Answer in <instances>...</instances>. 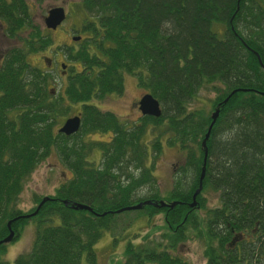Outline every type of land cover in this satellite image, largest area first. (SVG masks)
Returning <instances> with one entry per match:
<instances>
[{
    "label": "trees",
    "instance_id": "trees-1",
    "mask_svg": "<svg viewBox=\"0 0 264 264\" xmlns=\"http://www.w3.org/2000/svg\"><path fill=\"white\" fill-rule=\"evenodd\" d=\"M78 3L87 14L80 28L87 36L76 46H63L67 81L53 96L47 88L52 75L27 60L28 53L52 45L50 30L34 23L28 0H0L3 34L14 39L27 33L23 44L5 49L0 59V240L9 233L8 222L12 239L29 219L36 223L31 248L13 263L99 264L94 245L103 230L121 226L124 231L131 223L124 217L135 212L164 213L167 245L128 238L121 264H191L173 253L190 229L205 239L203 264H264V0ZM124 73L159 101V117L142 115L139 124L127 127L113 112L89 103L122 93ZM205 86L218 93L210 111L189 110L188 103ZM74 104L81 105L80 128L65 135L58 129L72 117L65 118ZM218 104L206 141L202 190L218 192L219 202L200 223L189 204L203 165L201 141ZM150 126H165L166 144L185 153L165 196L156 188L142 140ZM97 131L111 132V139L93 144L84 139ZM160 137L149 143L153 159L159 156ZM94 146L102 153L97 165L88 159ZM52 151L72 176L35 215L25 217L17 207L24 183ZM145 200L176 204L126 209ZM78 204L91 210L74 208ZM5 250L0 244V254ZM0 264L9 262L0 258Z\"/></svg>",
    "mask_w": 264,
    "mask_h": 264
},
{
    "label": "rangeland",
    "instance_id": "rangeland-1",
    "mask_svg": "<svg viewBox=\"0 0 264 264\" xmlns=\"http://www.w3.org/2000/svg\"><path fill=\"white\" fill-rule=\"evenodd\" d=\"M28 3L33 14L34 23L38 25L42 31L50 30L47 29L44 24V16L47 15L50 8L62 6L66 13L64 21L56 29L49 31L50 37L53 40L52 45L37 52H30L27 54L29 63L52 75V77L48 79L47 88H50L52 92L51 95L57 96L62 92L63 86L67 81V68L65 69V75H62L60 71V63L67 64L65 63L66 59L65 54H63V46H76V42L87 36L86 33L80 30L84 19L87 18V14L78 5V0H44L41 3L35 0H28ZM26 36L27 33L25 32L14 39H10L3 34L0 24V54L7 48L23 44V40ZM76 36H79L80 39L74 40L73 37ZM44 58H49L51 60L50 67L46 65ZM72 63L77 69L81 68L79 62ZM51 68L53 70H51ZM123 76L124 88L122 93L107 94L100 99L92 98L89 103L94 104L101 110L113 112L125 126L131 127L140 123L142 113L138 108V103L141 97L148 92L138 85L134 75L124 73ZM217 94L218 93L214 88H211V86L202 87L197 92L196 96L188 103L187 108L189 110L204 109L209 112L212 100L217 97ZM80 111L81 105L74 104L65 118L71 115H78ZM60 124H58L57 127H59ZM157 134L161 135L160 140L162 144L158 154L159 156L153 159L152 157L154 155L150 150V144L153 141V137ZM168 134L165 126H150L142 139L148 147V160L153 162V174L157 181L156 188L160 195L163 196L167 195L169 191L172 190L175 171L185 162V153L180 150L176 144H166L165 139ZM111 136V132L100 131L83 135L84 139L90 142V144L109 141ZM94 147L95 148L89 153L88 159L97 165L101 160L102 153L98 146ZM71 176L72 172L63 166L56 152L52 151L46 160L37 165L25 181L17 202V207L23 211V214L33 213L37 210L39 204L36 202L37 199H43L45 197L50 198L51 195L55 194L57 187ZM199 193V198L202 199V205L197 201L198 205L195 206L193 213L201 223L202 218L205 217L206 210L218 205L219 196L218 192L211 188L205 190L201 189ZM30 217L31 215L28 218ZM130 219L131 223L124 231L121 230V226L114 227L112 229L113 231L103 230L102 237L94 245L99 264H121L124 260V244L128 238H135V243L140 242L146 237L154 238L158 242H163L165 246L167 245V236H165L164 232L167 234L168 224L164 220V213H157L153 216H138L135 212H128V215L124 217V221H129ZM187 233L188 235L185 240L177 243L173 249V253L191 264L205 263V239L195 230H187ZM35 235L36 223L33 219H29L21 228L19 236L6 243V250L0 254V258L8 261L9 264H14L13 261L18 254L26 252L31 248ZM114 237L117 238V240H115L116 242H113ZM163 237L166 239H163Z\"/></svg>",
    "mask_w": 264,
    "mask_h": 264
},
{
    "label": "water",
    "instance_id": "water-1",
    "mask_svg": "<svg viewBox=\"0 0 264 264\" xmlns=\"http://www.w3.org/2000/svg\"><path fill=\"white\" fill-rule=\"evenodd\" d=\"M66 13L64 11V8L62 6H57V7H52L48 10L47 15L44 16V24L45 27L47 29L50 30H54L56 29L65 19ZM74 40H79L80 37L76 36L73 37ZM44 61L46 63V65H50L51 64V60L49 58H44ZM60 67L62 69V74L65 73V69H66V65L64 63H60ZM236 92V89L231 91V93H229L223 100V103H226L227 100L229 99V97ZM264 94V93H263ZM138 108L141 111L142 115H150V116H154V117H159L161 115V106L159 101L150 93H146L144 94L141 99L139 100L138 103ZM219 109H220V104H218L215 107V110L211 113V122L207 128V131L204 135V138L201 141V146H202V150H203V165L201 168V173L199 176V183H198V187L196 188L194 194L192 195V201L190 202L189 206L190 207H195L197 206V199L196 196L198 195V193L201 191L202 189V179L204 177V173H205V162H206V157H207V152H208V148H207V144L206 141L210 135V131L212 129V125L214 124L218 114H219ZM80 124H81V118L79 115H75L72 117L67 118L63 125L58 129L59 132L65 134V135H70L73 134L75 132L78 131V129L80 128ZM47 197L43 198L38 206H37V210L39 209V207L42 205V203L46 200ZM152 204L154 206H164V205H168V206H173L176 203H171V204H167L163 201L154 203V202H150L149 200H145L143 202L137 203L135 205L126 207V209H139L141 208V206L143 204ZM74 208H84V209H88L91 210V208H89L87 205L84 204H78V205H73ZM37 210H35L33 213L31 214H25L23 216L25 217H29L30 215L33 216L35 215V213L37 212ZM8 227H9V233L7 236H5L3 239L0 240V244H6L7 242H9L10 240H12L13 236H14V230L10 227V222H8Z\"/></svg>",
    "mask_w": 264,
    "mask_h": 264
},
{
    "label": "flooded vegetation",
    "instance_id": "flooded-vegetation-1",
    "mask_svg": "<svg viewBox=\"0 0 264 264\" xmlns=\"http://www.w3.org/2000/svg\"><path fill=\"white\" fill-rule=\"evenodd\" d=\"M0 55H1V54H0ZM0 59H1V58H0ZM49 67H50V66H49ZM51 67H52V66H51ZM51 70H53V69L51 68ZM60 71L62 72L61 67H60ZM62 75H65V74H62ZM137 107H138V106H137ZM241 236H242V235L240 234L239 236H237L238 238L235 237V242L238 241V240L241 238ZM252 237H253V236H252ZM235 242L233 241L232 243L234 244Z\"/></svg>",
    "mask_w": 264,
    "mask_h": 264
}]
</instances>
